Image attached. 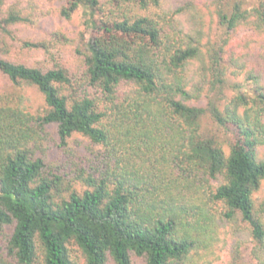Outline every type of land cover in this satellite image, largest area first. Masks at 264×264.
<instances>
[{"label":"trees","instance_id":"16d2710c","mask_svg":"<svg viewBox=\"0 0 264 264\" xmlns=\"http://www.w3.org/2000/svg\"><path fill=\"white\" fill-rule=\"evenodd\" d=\"M199 3L65 0L60 16L83 7L94 30L75 75L0 56L10 83L0 91V264H202L220 222L237 219L264 264V51L235 53L204 36ZM203 6L223 34L264 32V0ZM37 9L0 0V31ZM228 71L247 88L224 94ZM205 84L222 102L200 104ZM28 87L42 111H32ZM49 127L58 146L74 134L90 141L74 168L48 159Z\"/></svg>","mask_w":264,"mask_h":264},{"label":"rangeland","instance_id":"374dc122","mask_svg":"<svg viewBox=\"0 0 264 264\" xmlns=\"http://www.w3.org/2000/svg\"><path fill=\"white\" fill-rule=\"evenodd\" d=\"M24 6L27 5V0ZM38 4L36 14L29 23H18L10 27L11 33L0 31V56L7 59L23 62L26 64L52 67L53 64L59 63L68 67L70 73L76 74L80 68V54L88 41L94 35V30L89 23V13L83 7H79L69 19L60 16V9L65 0H33ZM105 1V0H101ZM175 2V0H168ZM251 3L256 0H249ZM204 13L203 33L204 36L210 37L218 45L225 46L228 50L235 53H242L252 50L264 51V32H254L251 29L239 28L232 32L231 35L223 34L222 30L216 26V20L211 17L203 6V0H200L198 11ZM200 28L201 25H198ZM224 39H227L225 42ZM6 41V45L4 41ZM25 42H43L46 44L48 52L42 48H32L24 46ZM231 85L224 88V94L230 95L237 89L236 83L240 88L246 87L243 74H233L228 71L225 76ZM210 84H205L202 91L200 104L206 106L210 101L222 102L219 96L210 88ZM10 88V83L5 77L0 75V91ZM23 94L28 97V103L31 105L33 112L42 111L43 100L36 88L28 87L22 90ZM216 102V101H215ZM204 128L211 129L214 133L219 134L222 138L227 135L222 128H219L210 116H205L203 122ZM49 145L48 159L58 157L59 162L67 163L70 168H74L76 163L82 161L81 158L87 154V145L89 140L80 135L74 134L67 139L65 146H58V138L53 127H49ZM92 157V156H91ZM79 188V187H78ZM264 199V183L256 193V200L260 202ZM223 209L219 205H212L211 211L216 215ZM245 223L239 219L235 221H221L217 228V239L212 245L213 256L208 258V262L202 264H261L254 258L253 249L255 241L245 231ZM6 235H0V246H3ZM134 264H143L142 260L137 259Z\"/></svg>","mask_w":264,"mask_h":264}]
</instances>
